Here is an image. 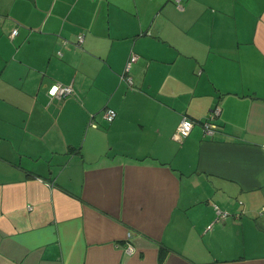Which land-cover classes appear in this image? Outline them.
I'll list each match as a JSON object with an SVG mask.
<instances>
[{
    "label": "crops",
    "instance_id": "0c3cea01",
    "mask_svg": "<svg viewBox=\"0 0 264 264\" xmlns=\"http://www.w3.org/2000/svg\"><path fill=\"white\" fill-rule=\"evenodd\" d=\"M0 264H264V0H0Z\"/></svg>",
    "mask_w": 264,
    "mask_h": 264
},
{
    "label": "built area",
    "instance_id": "2783aa9c",
    "mask_svg": "<svg viewBox=\"0 0 264 264\" xmlns=\"http://www.w3.org/2000/svg\"><path fill=\"white\" fill-rule=\"evenodd\" d=\"M175 1L179 3L180 0H175ZM16 32H17V29L15 28V29H13L11 35H14ZM77 38H78L77 39L78 42L83 41L82 35H78ZM135 59H136V55L134 53H131L129 55L127 61H126V64H125V68H124L123 73H127L126 80L128 81V83L132 82V78L128 74V71L130 69L131 63ZM122 76L123 75H121V77ZM72 92H73L72 84H64V83H60V82H56V83L51 84L47 90V93L50 97H55L57 99H62L63 97L71 94ZM218 113H219V107L215 106L209 110L205 119L200 121V124L204 130V134L211 136L217 130V123H216L215 119H216V116L218 115ZM102 115H103L104 119L111 121L115 118L116 111L111 107H106L103 110ZM197 122L198 121L188 117L187 115H183L181 117V119L179 120V123L176 127V131L173 134V138L175 140L181 141L183 138H185L190 133L192 127ZM213 208H214L215 215H216L215 221H219V220L223 221L226 218V216L230 213V211H228L225 208L220 207L218 204H213ZM208 227H210V225H208ZM125 249L127 252H130V253L134 251V247L129 242H126Z\"/></svg>",
    "mask_w": 264,
    "mask_h": 264
},
{
    "label": "trees",
    "instance_id": "16d2710c",
    "mask_svg": "<svg viewBox=\"0 0 264 264\" xmlns=\"http://www.w3.org/2000/svg\"><path fill=\"white\" fill-rule=\"evenodd\" d=\"M122 75H123L122 78H124V79L126 80V75H127V73H122ZM126 81H127V80H126ZM127 82H128V81H127ZM67 96H68V95H67ZM65 97H66V96H65ZM65 97H63V98H65ZM63 98H62V99H63ZM113 109H114V108H113ZM114 110H115V109H114Z\"/></svg>",
    "mask_w": 264,
    "mask_h": 264
}]
</instances>
